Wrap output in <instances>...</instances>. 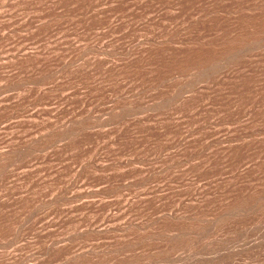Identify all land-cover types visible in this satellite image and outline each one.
I'll return each mask as SVG.
<instances>
[{
	"label": "rangeland",
	"instance_id": "1",
	"mask_svg": "<svg viewBox=\"0 0 264 264\" xmlns=\"http://www.w3.org/2000/svg\"><path fill=\"white\" fill-rule=\"evenodd\" d=\"M0 264H264V0H0Z\"/></svg>",
	"mask_w": 264,
	"mask_h": 264
}]
</instances>
